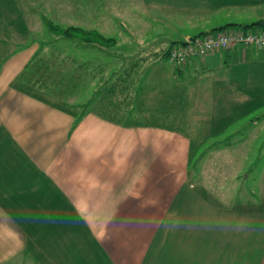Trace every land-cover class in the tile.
<instances>
[{"label":"crops","instance_id":"1","mask_svg":"<svg viewBox=\"0 0 264 264\" xmlns=\"http://www.w3.org/2000/svg\"><path fill=\"white\" fill-rule=\"evenodd\" d=\"M224 1L145 4L165 17L211 12ZM231 23L249 24L210 30ZM0 36V264H264V211L228 208L218 193L198 189L190 171L193 140L264 102V46L183 66L169 61L170 47L162 51L165 40L142 66L102 67L68 52L57 69L66 72L67 95L87 108L76 123L83 109L13 85L40 44L11 49L10 35ZM231 144L216 145V154Z\"/></svg>","mask_w":264,"mask_h":264},{"label":"rangeland","instance_id":"2","mask_svg":"<svg viewBox=\"0 0 264 264\" xmlns=\"http://www.w3.org/2000/svg\"><path fill=\"white\" fill-rule=\"evenodd\" d=\"M145 1L0 0V34L10 35L12 44L8 39L5 44L11 49L38 42L41 50L37 57L40 53H46L50 58L58 57L63 63L66 62L65 55L70 52L88 56L86 58L96 61L102 67H113L131 60L138 61L142 66L148 62L146 54L155 49L159 40H165L164 44H159L164 51L176 45L185 33L197 35L209 31L216 23L220 25L227 21L244 20L252 23L260 14L264 15V4L225 0V3L211 12L201 14L175 11L168 12V16L164 17V12L146 7ZM48 20L61 27L74 25L94 29L106 37H113L115 41L109 45H88L79 40L59 38L50 30ZM53 38L57 41H53ZM3 47L0 54L5 56ZM20 83L29 90L27 93L36 97H46L70 109L84 108L76 104L84 100L77 95L69 97L67 92L61 95L58 87L45 91L39 89L40 82ZM90 86L93 88L94 85L89 83L87 87ZM72 100L76 105H71ZM94 102L92 98L88 108H95ZM238 115L240 117L236 121L240 120L227 124L222 132L193 140L190 156L192 180L210 198H215L214 192L223 194L222 197L217 194L216 200H221L228 208L264 211V102ZM227 143L232 144L222 151L223 154H216L217 147ZM260 245L263 243L257 244ZM256 253L251 252L252 260Z\"/></svg>","mask_w":264,"mask_h":264},{"label":"trees","instance_id":"3","mask_svg":"<svg viewBox=\"0 0 264 264\" xmlns=\"http://www.w3.org/2000/svg\"><path fill=\"white\" fill-rule=\"evenodd\" d=\"M50 30L56 34L55 36H58L59 38L64 37L65 39L70 40H79V42L84 44H100V45H109L110 43H113L115 39L113 37H106L102 33L94 30V29H85L80 26H68V27H61L59 24L54 23L50 20L47 21ZM228 25H231V29H242L245 31H259L264 29V18L259 19L255 22L249 23V24H241V23H231L227 25L219 26L215 29L222 30L227 27ZM236 25V26H234ZM254 26V27H253ZM53 41L55 38L52 39ZM57 41V40H55ZM80 43V44H81ZM64 61H60L58 57L45 59L44 57L40 58L37 57V54L34 55L30 59V61L26 64L23 71L19 74L18 78L13 82V85L17 86L18 88H22L23 91H29L26 89L20 81H26L29 84L40 82L39 89H44L45 91H50L52 87H58L59 94L66 93V72L62 69H57L58 65H64ZM59 68V67H58ZM58 71V72H57ZM19 83V84H18ZM18 84V85H17ZM59 85H62V88H59ZM50 86V88H49ZM43 99L49 100L46 97ZM53 102V101H51ZM54 103V102H53ZM59 104V103H57ZM60 106H62L60 104ZM64 107V106H62ZM65 108V107H64ZM86 108H83L81 113L78 115L76 119V123L81 119L82 115L85 114Z\"/></svg>","mask_w":264,"mask_h":264},{"label":"built area","instance_id":"4","mask_svg":"<svg viewBox=\"0 0 264 264\" xmlns=\"http://www.w3.org/2000/svg\"><path fill=\"white\" fill-rule=\"evenodd\" d=\"M236 45L264 46V30L245 31L242 29H226L189 36L169 52V60L177 64H185L191 58Z\"/></svg>","mask_w":264,"mask_h":264}]
</instances>
